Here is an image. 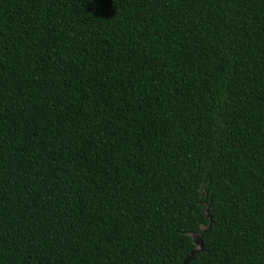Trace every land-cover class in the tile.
<instances>
[{
	"label": "trees",
	"instance_id": "1",
	"mask_svg": "<svg viewBox=\"0 0 264 264\" xmlns=\"http://www.w3.org/2000/svg\"><path fill=\"white\" fill-rule=\"evenodd\" d=\"M199 234L187 264H264V0H0V264Z\"/></svg>",
	"mask_w": 264,
	"mask_h": 264
},
{
	"label": "water",
	"instance_id": "2",
	"mask_svg": "<svg viewBox=\"0 0 264 264\" xmlns=\"http://www.w3.org/2000/svg\"><path fill=\"white\" fill-rule=\"evenodd\" d=\"M207 216V215H206ZM205 229H203L204 231ZM195 242L198 244L197 248H195L193 251H191V253L185 257L183 264H187V262L194 256V254L202 248V241H201V234L197 235L195 237Z\"/></svg>",
	"mask_w": 264,
	"mask_h": 264
}]
</instances>
